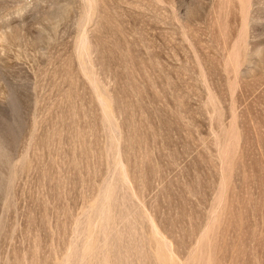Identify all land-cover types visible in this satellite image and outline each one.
Returning a JSON list of instances; mask_svg holds the SVG:
<instances>
[{
    "label": "rangeland",
    "instance_id": "obj_1",
    "mask_svg": "<svg viewBox=\"0 0 264 264\" xmlns=\"http://www.w3.org/2000/svg\"><path fill=\"white\" fill-rule=\"evenodd\" d=\"M0 264H264V0H0Z\"/></svg>",
    "mask_w": 264,
    "mask_h": 264
}]
</instances>
